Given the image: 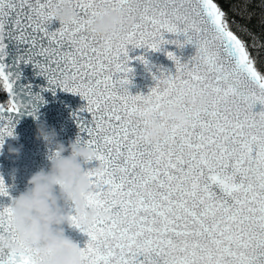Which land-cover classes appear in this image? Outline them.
Returning <instances> with one entry per match:
<instances>
[{"label":"snow or ice","instance_id":"6c2138e0","mask_svg":"<svg viewBox=\"0 0 264 264\" xmlns=\"http://www.w3.org/2000/svg\"><path fill=\"white\" fill-rule=\"evenodd\" d=\"M58 2L0 0V87L9 97L0 103V145L44 102L19 83L21 64L46 78L42 91L59 88L86 101L73 116L97 152L101 171L89 173L88 200L106 218L84 228L70 217L89 237L83 264H264V110H252L264 105V74L224 11L214 0H68L76 19L50 30ZM100 5L119 8L133 25L101 42L86 27ZM166 44H194L196 52L182 63L167 51L176 74L161 70L148 95H132L128 46L160 51ZM204 94L203 109L177 103ZM172 103L187 124H166L164 140L146 147V106L159 115L161 104ZM0 196H9L2 177ZM12 211L0 206V264H41L31 250H5V240L16 243Z\"/></svg>","mask_w":264,"mask_h":264},{"label":"clouds","instance_id":"9594fccd","mask_svg":"<svg viewBox=\"0 0 264 264\" xmlns=\"http://www.w3.org/2000/svg\"><path fill=\"white\" fill-rule=\"evenodd\" d=\"M53 20L60 24H70L76 19L77 12L68 0H60L51 8ZM134 21L127 19L119 8L100 5L96 15L89 18L87 31L101 42L114 39L122 25L131 26ZM206 94L199 95L194 102L180 98L177 103H191L196 110L208 104ZM177 103L161 104L159 115H154L152 106H146L142 119L145 122L142 143L155 146L168 135L166 124L186 125L187 118ZM36 137L44 141L50 149L47 155L49 166L41 167L30 175L27 186L11 201L12 227L16 243L5 240V250L11 254L31 250L40 259L41 264H83L81 247L66 235V228H72L70 219L75 215L79 224L86 228L98 218H106L97 208L90 205L88 197L93 191L89 173L101 171L97 152L79 136L67 145L58 139L55 128H50L45 121H36ZM10 138L18 139L13 135ZM0 145V154H2ZM20 147L8 146L11 155L19 156ZM65 153H68L65 155ZM97 162L93 165V162Z\"/></svg>","mask_w":264,"mask_h":264},{"label":"water","instance_id":"95a60500","mask_svg":"<svg viewBox=\"0 0 264 264\" xmlns=\"http://www.w3.org/2000/svg\"><path fill=\"white\" fill-rule=\"evenodd\" d=\"M18 3V0H17ZM61 26L59 21L53 20L50 25V30H56ZM165 39H176L172 34L165 33ZM239 38V37H238ZM179 39L183 41L184 37ZM99 40V38H98ZM128 55L133 58L130 61V67L134 72L130 74L131 83L127 85L129 92L132 95L143 94L148 95L150 90L156 86V80L153 75L160 76L161 70L165 74H176L175 63L168 59L166 52L172 51L181 58V62L189 61L190 57L195 55L196 47L194 44H187L183 49L177 48L174 44L163 45L160 51H151L145 48H134L128 46ZM9 56L6 62L11 63L15 55V46L9 44ZM138 56H144L148 60V65L141 63L134 59ZM22 72L20 84H31L33 93H40L43 96V101L38 105V112L36 117L25 115L19 118V122L14 125L13 135L18 139L5 137V143L0 154V177H2L7 185L9 196H0V206H7L20 192L24 191L27 186V180L32 173L39 170L41 167L47 169L49 162L47 155L50 149L45 145L44 141L36 137V121H45L50 128H55L58 133V139L68 144L70 140L76 139L77 136L81 138L83 143L88 139L86 133H82L73 113L78 112L79 109L85 106L86 101L81 98L79 94H73L67 91H62L55 88L53 91H42L48 88V82L44 76L37 75L38 69L33 68L31 64L20 65ZM6 93V92H5ZM7 95V93H6ZM8 97V95H7ZM9 99V97H8ZM25 104L29 103L25 99ZM253 112H260L264 110V105L257 103L252 109ZM85 117H89L88 113H81ZM6 119V118H5ZM20 147L21 152L19 156L11 155L8 152V146ZM68 153H65L67 155ZM97 162H93L95 165ZM66 228V235L74 242H77L81 248L86 247L89 237L75 227Z\"/></svg>","mask_w":264,"mask_h":264},{"label":"trees","instance_id":"16d2710c","mask_svg":"<svg viewBox=\"0 0 264 264\" xmlns=\"http://www.w3.org/2000/svg\"><path fill=\"white\" fill-rule=\"evenodd\" d=\"M224 11L230 30L246 45L264 74V0H214Z\"/></svg>","mask_w":264,"mask_h":264}]
</instances>
